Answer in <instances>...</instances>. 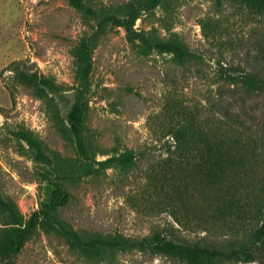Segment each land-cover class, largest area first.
Returning <instances> with one entry per match:
<instances>
[{"label": "rangeland", "instance_id": "1", "mask_svg": "<svg viewBox=\"0 0 264 264\" xmlns=\"http://www.w3.org/2000/svg\"><path fill=\"white\" fill-rule=\"evenodd\" d=\"M126 1L87 0L96 7ZM151 28L163 38L175 33L193 55L177 64L168 53L141 55L122 27L110 25L100 34L92 48L87 93L90 156L100 161L131 150L135 164L128 169L95 165L92 175L64 181L70 201L59 214L77 230L137 238L167 231L180 242L228 249L259 223L264 200H258V211L244 207L223 223L211 215L191 180L182 178L187 192L170 199L167 186L161 193L156 190L154 178L171 173L168 132L184 125L229 129L231 122L244 137L258 140L261 161L253 175L256 189H264V91L248 93L227 82L245 74L264 79V17L235 0H164L134 25L137 31ZM87 30L67 0H0V193L26 217L48 199L50 189L41 182L42 167L18 130H29L63 158H79L55 127L49 100L36 98L15 70L53 79L62 89L53 103L64 118L79 89L72 49ZM14 264L93 263L57 234L38 231ZM117 264L177 263L127 252Z\"/></svg>", "mask_w": 264, "mask_h": 264}, {"label": "trees", "instance_id": "2", "mask_svg": "<svg viewBox=\"0 0 264 264\" xmlns=\"http://www.w3.org/2000/svg\"><path fill=\"white\" fill-rule=\"evenodd\" d=\"M67 1L81 14L82 22L88 30L72 49L74 78L79 89L66 116L62 118L53 103V97L62 90L53 79L26 70L15 71L17 80L31 87L36 98L49 100L54 125L74 145L79 161L63 158L29 130H18L16 135L19 139L34 150L35 160L42 167L40 180L48 184L50 191L48 199L40 201L39 207L27 217L12 199L0 193V264H14L15 256L38 231L57 234L67 242L71 250L93 264H117L118 256L127 252L165 256L177 264H264V210L261 211L259 223L231 243L228 249L180 242L170 237L167 231L155 232L142 238L121 233H92L74 229L61 218L60 209L70 201L64 181L92 175L96 172L95 165L101 169L114 166L128 169L135 164V153L131 150L100 161L90 156L91 145L85 135L87 93L92 69V48L100 34L110 25L122 27L127 39L137 44L141 55H149L152 51L168 53L177 64H182L193 55L175 33L163 38L156 28L142 31L134 29L136 20L143 13L156 9L164 0H128L107 7H96L87 0ZM235 1L264 17V0ZM238 80L227 82L229 85L240 86L248 93L264 91L263 78L245 74ZM225 118L231 119L229 116ZM228 124L229 129H222L217 124L213 129L205 131L184 125L168 132L166 136L173 141V144L165 141L166 151L172 155L171 173L154 178L155 184L158 183L156 190L161 193L163 187L167 186L170 199L186 191L183 192L181 185L184 189L188 188L182 178L185 181L191 180L203 203L213 210L211 215L223 223L227 222L232 212H243L241 210L244 207L252 206L251 209L258 211L261 209L258 200H264V195H260L264 189H256V176L253 175L256 164L261 161L258 140L252 135L244 137L239 128L231 122ZM198 143L201 146H197ZM182 164L183 171H186L184 175L181 173Z\"/></svg>", "mask_w": 264, "mask_h": 264}]
</instances>
